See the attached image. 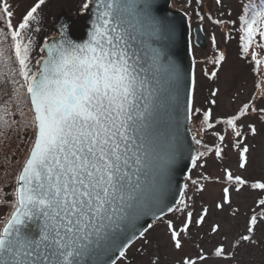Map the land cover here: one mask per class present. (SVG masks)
<instances>
[{"label":"snow or ice","instance_id":"1","mask_svg":"<svg viewBox=\"0 0 264 264\" xmlns=\"http://www.w3.org/2000/svg\"><path fill=\"white\" fill-rule=\"evenodd\" d=\"M45 2L36 0L14 25L11 5L0 0V21L4 24L0 28V63L18 66L10 67L9 75L14 84L26 89L31 119L25 126L33 129L30 149L16 176L13 210L0 221V264H115L110 253L119 250L121 257L125 255L128 245L123 238L141 216L152 212L159 220L166 214L159 205L169 189L176 154L172 150L161 154L163 134L157 117L167 99L165 85L178 83L180 70L144 39L160 31L159 22L150 14L149 0H95L87 41L75 42L64 30L67 26H62L59 39L45 41L39 47V57L33 59L30 33ZM92 4L93 0H86L82 7L88 10ZM246 8L251 15L240 17L245 53L257 36L264 41V3H250ZM9 39L11 43L5 46ZM258 46L264 48V44ZM256 55L252 52L259 65ZM224 59L220 53L215 63L219 65ZM17 76L23 83L15 79ZM216 95L213 91L212 96ZM211 103L215 105L216 100ZM192 110L189 96V113ZM249 111L256 109L246 103L215 124L225 125V132L230 129L235 137L242 138L239 122ZM212 119L211 109L203 113L208 129L215 127ZM248 129L253 135L257 132L254 125L249 124ZM215 135L219 141L225 140V135ZM233 146L240 149L239 168L246 169L249 147L242 139ZM222 153L217 146L215 156L221 158ZM204 155L201 152L192 158L194 167ZM217 182L227 185L222 189V202L215 205L218 209L231 204L230 188L237 193L246 186L264 190V182L249 185L228 168ZM203 188L199 186V190ZM177 203L183 207H169L167 211L184 214L182 227L172 220L166 225L174 248L181 249L182 236L193 224V213H185L189 205L184 199ZM257 203L259 210H253L245 233L232 245L233 258L236 249L257 243L254 237L258 223L264 221V198ZM208 212L204 208L195 224L202 225ZM236 212L234 209L233 214ZM150 227L139 235L144 236ZM220 229V224H214L211 231ZM214 254L229 255L223 244ZM198 259H206L202 251ZM182 264H196V260L185 258Z\"/></svg>","mask_w":264,"mask_h":264},{"label":"rangeland","instance_id":"2","mask_svg":"<svg viewBox=\"0 0 264 264\" xmlns=\"http://www.w3.org/2000/svg\"><path fill=\"white\" fill-rule=\"evenodd\" d=\"M50 1L46 0L45 4L38 9V20L33 23V30L30 33L34 47L33 59L39 57V47L58 33L55 23L63 10L59 1L56 5H50ZM260 1L219 0L217 3V0H173L171 7L186 12L190 20L195 60L190 130L194 136V142L201 141V144L195 143V156L201 152L205 153L196 162L195 167L192 165L185 180L187 188L184 187L182 195V199L189 205L185 213L187 211L193 213V224L190 225L189 233L182 236L183 247L175 249L170 240L166 221L172 220L176 226L182 227L184 214L170 212L162 219L155 221L146 233V237L136 241L128 256L116 264H152L153 260H156L157 264H182L185 258L196 260V264H264V221L258 223L255 231L254 238L257 243L246 244L235 250L234 258L231 256L232 245L240 234L245 233L248 218L253 214V210H259L257 202L260 198H264V190L246 186L237 193L230 188L231 204L225 205L223 209L215 206L222 202V189L227 186L217 182L218 177L223 179L225 168L232 171L234 175H240L248 180L249 185L256 181L264 182V112L260 111L264 109V48L258 46L264 44V41L257 36L249 51L245 53L244 41L240 39L244 35L240 31V17L251 15L246 5L250 3L259 5ZM8 3L15 13L13 24L16 25L22 15L36 3V0H8ZM68 13L71 12L68 11ZM1 25L4 27L3 22ZM198 25L204 27V32L209 38L205 47H200L193 42V28ZM252 52L257 54L256 59L260 61L259 65L253 60ZM220 53L224 54L225 59L217 65L215 60ZM214 71L217 72L216 76L211 75ZM19 81L23 83L20 77ZM18 88L21 95L17 99H23L25 118L30 120V104L25 101L26 89L20 88L19 84ZM213 91H217L215 97L212 96ZM213 99L216 100L215 105L211 103ZM246 103L254 107L256 111H249L239 122L240 131L243 133L242 138L235 137L230 129L225 132V125L215 124V120L235 114ZM208 109L213 112L211 122L215 124V127L212 129H208L203 124V113ZM10 120L7 121L6 126L2 117L0 118V122H3L0 124V137H3L5 142L9 127L14 128L15 131L22 130L19 123ZM249 124L256 127L255 135L248 129ZM215 133L225 135V140L219 141ZM237 139H242L250 149V164L246 169H240L238 166L240 149L233 146ZM30 145L31 143L27 144L26 138H20L17 148L22 154L18 164L16 161L13 167L12 165L8 167L4 176H0V221L6 219L13 210L11 205L17 187L16 176L19 174L17 169L19 163H24ZM217 146L223 149L221 158H217L214 154ZM208 148L212 151H207ZM205 176L211 179H203ZM193 181L196 183L194 184ZM200 185H204L203 190H199ZM177 207H183V205L178 204ZM204 208L209 210L205 222L202 225H196L194 221L198 219ZM234 209L237 210L235 215ZM214 224L221 225L217 233L211 231ZM221 244L229 253L228 256H215V248ZM201 251L206 257L204 261L198 259Z\"/></svg>","mask_w":264,"mask_h":264},{"label":"water","instance_id":"3","mask_svg":"<svg viewBox=\"0 0 264 264\" xmlns=\"http://www.w3.org/2000/svg\"><path fill=\"white\" fill-rule=\"evenodd\" d=\"M149 3L151 5L150 14L159 22L160 31L152 37L145 36L144 39L151 49L159 50L166 60L171 59L178 66L181 74L178 83L165 85L168 89L167 99L157 117L160 121L158 127L163 134L159 142L161 154L169 150L176 154L175 162L170 167L169 189L159 205L167 214V209L169 207L174 208L182 197L184 181L196 151L190 130L191 113L188 111L189 96L193 102L195 62L190 40L188 15L182 10L171 8L170 0H149ZM94 12L95 0H93V4L86 14L79 15L76 19H71L65 15L60 16L55 24L58 34L50 38L48 42H51L52 39H59L62 26H67L64 30L68 31L70 38L75 42L87 41ZM194 42L201 47H205L208 43V37L201 25L194 28ZM153 211L159 215L157 209H153ZM155 220L157 219L152 212L141 216L136 221L134 229L123 238V243L129 246L140 236V232L144 231ZM119 256V250L110 253L111 260L116 261Z\"/></svg>","mask_w":264,"mask_h":264},{"label":"trees","instance_id":"4","mask_svg":"<svg viewBox=\"0 0 264 264\" xmlns=\"http://www.w3.org/2000/svg\"><path fill=\"white\" fill-rule=\"evenodd\" d=\"M260 3H264V0H261ZM1 24L2 21H0V28H4ZM10 43L11 41L7 40L5 42V46ZM7 55H11V50H9ZM10 67L18 66L10 64L8 67H5L4 63H0V118L2 117L3 121H9L10 118H12L10 121L19 123L22 130L15 131L14 128L11 129L9 127L7 129L9 133L6 134V142L3 141V137H0V176H4L10 165L13 167L16 161L18 164L22 154V152H20L17 148L20 138H26L27 144L31 143L33 138V129L25 126L28 118H25L26 111L24 110V101L22 98L17 99V91L19 92V88L18 84H14L12 82V77L9 75ZM15 79L19 80V77L17 76ZM25 101H27V99ZM2 123L0 122V124ZM22 166L23 162L19 163V167L17 169L18 172H20Z\"/></svg>","mask_w":264,"mask_h":264},{"label":"flooded vegetation","instance_id":"5","mask_svg":"<svg viewBox=\"0 0 264 264\" xmlns=\"http://www.w3.org/2000/svg\"><path fill=\"white\" fill-rule=\"evenodd\" d=\"M57 1H59V3L61 4L62 10H63L59 14V17L62 16V15H65V16L71 18V19H76L79 15H84L87 12V10L83 9V7H82L83 4L86 2V0H56V1L55 0H51L50 1V5H52V4L56 5ZM172 4H173V0H171V6H172ZM68 11H70L71 13L69 14ZM152 225H153V223H152ZM152 225H151V227H152ZM148 230L144 233V236H142V237L140 236L136 241L145 238L146 237V233L148 232ZM135 242L130 247H128V249L125 251V255L123 257L120 256L118 261L121 260V259H124V258H126L128 256V254L131 251V248L135 245Z\"/></svg>","mask_w":264,"mask_h":264}]
</instances>
